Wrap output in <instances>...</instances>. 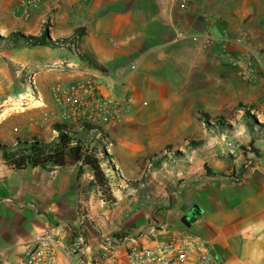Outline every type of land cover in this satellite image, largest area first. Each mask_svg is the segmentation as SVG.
I'll return each instance as SVG.
<instances>
[{
  "label": "crops",
  "instance_id": "obj_1",
  "mask_svg": "<svg viewBox=\"0 0 264 264\" xmlns=\"http://www.w3.org/2000/svg\"><path fill=\"white\" fill-rule=\"evenodd\" d=\"M16 4L17 0H0V37L6 38L0 39V94L2 84L9 86L16 79L11 65L39 67L48 62L49 50L63 52L52 61H67L73 67L45 70L43 79L91 77L100 92L119 105L114 127L95 124L111 141L109 153L119 173L131 176L125 181L141 179L148 159L159 166V159H166L162 155L166 149L180 145L192 152L193 142H186L200 114L212 110L223 114L226 96L252 97L264 91V78L253 84L240 82L237 68L221 54L227 37L231 40L228 51L238 55L251 49L264 66V0H188L183 9L179 0H43L31 16L33 21L17 14ZM47 17L46 29L42 26ZM78 27L84 32L76 53L88 52L105 71L75 60L69 50L62 51L64 47L31 46L12 36L21 31L40 36L45 30L53 38L68 39ZM251 112L264 116L259 107ZM69 124L81 126L74 121ZM245 134L246 143H252L257 153H250L244 169V156L229 157L224 151L228 141L217 138L200 153L206 168L186 172L182 184L200 211L185 226L205 241L222 264H264V141L252 142L246 128ZM175 135L182 143L154 150L158 141ZM156 153L161 154L159 158H154ZM130 160L134 166L128 164ZM78 171L79 166L13 171L0 164V264H18L27 243L48 231L68 238L79 230L96 245L99 232L132 223V206L153 198L159 182L149 179L151 190L140 194L132 185L124 182L122 187L121 183L120 190L113 191L115 203L107 204L88 187L91 173L85 168ZM192 206L183 216H189ZM80 210L87 215L84 224L79 223ZM159 219L149 218L134 234L152 223L158 227V238L184 227L176 222L162 224ZM53 264L71 263L58 251Z\"/></svg>",
  "mask_w": 264,
  "mask_h": 264
},
{
  "label": "rangeland",
  "instance_id": "obj_2",
  "mask_svg": "<svg viewBox=\"0 0 264 264\" xmlns=\"http://www.w3.org/2000/svg\"><path fill=\"white\" fill-rule=\"evenodd\" d=\"M30 20L33 21V18L31 17ZM45 22L46 23H44L42 27L47 29V25L50 24L49 17L46 18ZM18 33L25 35V32L22 31ZM1 35L2 34H0V36ZM49 39L54 41V43L57 41V38H53L50 35ZM68 43L69 42H62L54 44L53 46L64 47L62 51H65L67 54L69 50L68 54L70 53V57L80 61L76 53V45L72 46ZM59 51L60 50L56 49L49 50L48 62L43 65H38L39 67H35L36 65H23V68L20 69V67L11 65L13 68L11 71L16 75V79L9 86L8 84H2L3 88L1 89L3 92L0 94L1 143L14 144L17 138L28 141H33L35 139L47 141L52 135L57 134L56 131L54 132L51 129V123L53 121L73 122L70 118L63 117V114H67V110L70 107L67 92L62 94L55 89L59 84L62 85V87L71 86L72 83L79 78L70 81H63L61 79L46 80L43 79L44 77L42 75V72L45 70L59 72L66 71L73 67V65L68 64L69 62L67 61H52L63 54V52L60 54ZM83 66L86 67L85 64ZM38 70L41 72L40 75L37 74ZM240 102L250 103L254 105V107H259L264 111V91L259 90L252 97H244L241 95L226 96L225 111L223 113L225 116L221 118L217 115L218 111L212 110L208 113L209 118L207 121L200 119L198 126H196L194 131L188 136V141L186 143L190 145V143L193 142L192 152H188L185 147L183 148L178 145L177 147H172L166 149L167 151H163L162 155L166 156V159H159L161 161L159 166H155V162L150 164L151 159L145 162L146 166L144 167L142 178L150 179L153 182L159 181L156 182L154 197L144 199L141 203L137 201L136 205L132 206V216L130 219L132 223H122L119 225L120 227L126 229L128 234H134L133 230H135V228L144 225L149 218L157 216L160 218L159 221H161L162 224L166 222H176L184 225L183 228H188V230L193 232L192 228L185 226L182 216L191 208L194 200L192 195L189 194L182 184L185 180L186 172L206 168V163H203L200 158L202 150L212 147L216 143H214V141L218 138L221 139V141L223 139L224 141H228L224 151L229 157L236 153L244 156L241 161V169H244L245 162L249 160V157H252L250 153H253L254 146H249L245 140L246 134L243 112L235 108V105ZM230 114L233 117H228ZM255 117L259 123L264 124V122L259 120L258 116ZM80 121L84 120L79 118L74 122L80 124ZM179 143H182L179 135L163 138L160 142L158 141V145L154 147V150L158 152L164 144L176 146ZM108 145L109 144H107V146ZM106 151L109 152L107 148ZM160 153H156L154 158H159L158 156L161 155ZM128 164L134 166L135 162L130 160ZM114 167L117 168L116 165ZM61 174H63V170ZM168 176H170V179H168ZM121 177L126 180L131 176L124 178V176L121 175ZM133 177H136V175ZM124 185L125 183L123 182L122 187H126ZM132 193H134V191ZM192 208L189 214H199L198 204H194Z\"/></svg>",
  "mask_w": 264,
  "mask_h": 264
},
{
  "label": "built area",
  "instance_id": "obj_3",
  "mask_svg": "<svg viewBox=\"0 0 264 264\" xmlns=\"http://www.w3.org/2000/svg\"><path fill=\"white\" fill-rule=\"evenodd\" d=\"M42 4L43 0H17L15 12L27 20ZM187 5L188 0H179L181 9ZM179 36H182L181 32ZM230 42L227 37L223 39L221 54L227 64L237 68L240 82L253 84L264 78V66L260 64L257 52L248 49L236 55L227 49ZM75 44L76 41L71 45ZM55 90L68 95L70 107L63 117L73 121L81 118L94 124L100 122L109 127L117 124L119 105L102 94L91 77L77 79L71 86L59 84ZM109 145H106L108 150ZM249 163L250 160L245 164ZM99 197L102 203H106ZM78 219L80 224H84L86 213L80 210ZM157 232L155 223L136 234H128L118 227L113 232H99L96 245H92L79 230L68 238L48 231L27 243L18 264H53L58 251L71 264H222L212 255L205 241L188 228H180L164 238H158Z\"/></svg>",
  "mask_w": 264,
  "mask_h": 264
},
{
  "label": "trees",
  "instance_id": "obj_4",
  "mask_svg": "<svg viewBox=\"0 0 264 264\" xmlns=\"http://www.w3.org/2000/svg\"><path fill=\"white\" fill-rule=\"evenodd\" d=\"M84 32L83 27L74 29L73 35L68 39H57L51 41L47 32L44 30L40 36L23 35L21 33H12L19 40H25L31 46L50 45L69 42L70 44L78 40L75 38ZM0 39H6L0 37ZM75 44V45H76ZM81 61L86 62L90 67L105 71L104 67L90 58V54H78ZM236 110L243 112L244 125L251 136V141H264V124L259 123L256 119V113H252L254 109L243 103L236 105ZM221 118L224 114L218 115ZM228 117H233L231 114ZM209 114L202 112L200 119L207 121ZM230 126L228 123H226ZM80 128L73 127L66 121H53L51 129L57 134L47 141L39 140H21L16 139L14 144H5L0 142V164L8 170L21 171L25 169H52L70 166H79V173L83 168L87 169L92 179L88 182V187L94 189L107 204H113L116 201L114 195L115 190H120L119 185L126 182L140 194L144 190H151L147 178L139 180L125 181L121 177L118 168H115L112 153L106 151V145L111 141L107 135L103 133L101 127L96 124L82 121ZM252 146V143L250 144ZM253 152L257 150L253 148ZM143 184V188L139 190V185ZM124 190V189H121ZM196 214L190 213L189 216H183L182 220L185 224L194 221ZM189 218V219H187Z\"/></svg>",
  "mask_w": 264,
  "mask_h": 264
},
{
  "label": "bare ground",
  "instance_id": "obj_5",
  "mask_svg": "<svg viewBox=\"0 0 264 264\" xmlns=\"http://www.w3.org/2000/svg\"><path fill=\"white\" fill-rule=\"evenodd\" d=\"M256 116H257V114H256ZM258 118H259V120H260L261 122H264V116H263V115H258Z\"/></svg>",
  "mask_w": 264,
  "mask_h": 264
},
{
  "label": "water",
  "instance_id": "obj_6",
  "mask_svg": "<svg viewBox=\"0 0 264 264\" xmlns=\"http://www.w3.org/2000/svg\"><path fill=\"white\" fill-rule=\"evenodd\" d=\"M171 229H173V230H176V229H178L177 227H170Z\"/></svg>",
  "mask_w": 264,
  "mask_h": 264
}]
</instances>
